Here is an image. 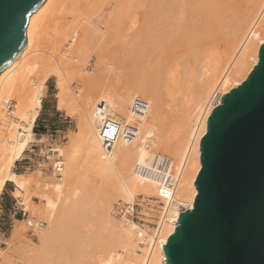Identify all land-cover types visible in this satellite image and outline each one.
<instances>
[{
	"label": "bare ground",
	"instance_id": "obj_1",
	"mask_svg": "<svg viewBox=\"0 0 264 264\" xmlns=\"http://www.w3.org/2000/svg\"><path fill=\"white\" fill-rule=\"evenodd\" d=\"M229 1L231 3L235 0ZM239 1L243 3L241 8L230 7L229 11H225L222 7L218 8V4L225 3V0H202L200 11L203 10L204 13L200 16L204 21H199L196 19L198 16L192 12L194 7L191 0H121L117 1V15L114 13L111 21H108L111 16L107 18L106 21L110 23H105L106 28L94 23L98 0H74L69 5L67 0H45L32 12L26 26V47L0 72V196L7 182L15 185V195L30 190V176L18 173L13 168L30 147L33 126L42 107L46 80L51 75L56 78L58 109H66L70 115L76 110L72 104L73 91L70 87L73 82L85 93V102L98 108L95 113H100V125L103 123L104 127L113 126L118 131L128 123L126 117L133 112L134 103H144L148 92L155 94L160 87L157 85L160 75L155 70L150 77L143 74L133 78L130 73L123 82L120 81L123 67L146 56V51L153 54L154 51L157 52V56L162 59L160 69L173 57L181 55L184 58L183 61L181 57L178 59L182 62L178 72L174 71L178 70V61L174 62L178 65L172 67L177 80L170 92L171 106L168 109L174 108L175 112L166 121H169V126L172 124L171 129L165 126L170 129L165 134L168 137H158L159 133L162 135L158 127L161 124L146 122L140 142L137 141L138 144L134 146L137 157H132L131 152L134 150L130 151L133 146L129 149L128 139L121 158L111 156L108 151V162L101 173L111 183L108 182L104 189L92 190L79 176L81 168L77 157L82 138L85 137L81 118L79 131L82 134L74 138H71L73 135L68 137L65 147L66 158L71 161L70 170L65 169V161L58 145L54 146L52 143L53 147L49 150L53 153L50 156L47 153V156L52 163L51 176L54 179L44 185L40 179L36 181L37 188L40 189V205L44 209L42 214L40 206L39 213L43 219L33 218L29 221L38 233L40 244L35 246L23 239L25 223L16 219L7 239V248L0 249V258L7 264L14 257L17 262L13 261V264H32V258H35L34 264H165L162 244H166L167 238L176 228L168 219L176 221L179 210L192 208L194 204L197 193L194 181L201 167L200 140L206 132L208 116L219 104L220 97L247 77L257 62L259 48L264 42V0ZM113 12L112 9L111 14ZM196 12L199 13L198 10ZM201 17L199 19L202 20ZM47 32L51 36L53 48L55 47L52 52L58 54L59 63L46 68L39 75L34 72L35 64L41 37ZM199 34L206 35L207 41L202 45L197 42L198 39H204ZM208 42L224 44L226 55L216 53L213 48H206V45H211ZM91 50L97 51H94L96 68L92 73L89 72L88 65L84 66ZM124 53L131 57L127 55L124 59ZM174 63L169 66H174ZM219 70H222L220 79L217 76ZM162 71L163 77L164 73H173L167 69ZM169 75L166 76L170 78ZM105 79L109 84L104 85L102 91L90 93L94 86L100 87L97 85H101ZM163 85L162 88L165 87ZM213 87H219V90L211 106L200 118L204 99ZM227 87L229 88L226 90ZM155 105L156 103L152 106ZM153 108L155 107L151 109ZM140 112L136 113L141 114ZM112 132L110 131L111 134ZM132 132L134 135L131 138H135L137 133ZM97 136L102 145L105 142L104 135L98 132ZM134 144L136 143L133 142ZM104 150L101 149V153ZM154 154L170 160L171 169L176 171L178 179L173 186L172 201L169 203L159 198L163 203L162 208L167 209V220L160 227L156 245L148 249L145 241L140 244L137 228L123 222L114 212L118 203L129 206L134 201H140L145 214L150 217L160 216L162 208L157 197L142 194L159 196L161 186L140 170ZM146 156L147 161L142 162L141 158ZM65 170L68 172L65 173ZM64 177L66 182H63ZM50 187L55 197L48 192ZM114 195L122 199H117L109 207Z\"/></svg>",
	"mask_w": 264,
	"mask_h": 264
},
{
	"label": "water",
	"instance_id": "obj_2",
	"mask_svg": "<svg viewBox=\"0 0 264 264\" xmlns=\"http://www.w3.org/2000/svg\"><path fill=\"white\" fill-rule=\"evenodd\" d=\"M45 0H0V72L26 47ZM192 208L176 213L165 264H264V42L247 77L220 97L200 140Z\"/></svg>",
	"mask_w": 264,
	"mask_h": 264
},
{
	"label": "rangeland",
	"instance_id": "obj_3",
	"mask_svg": "<svg viewBox=\"0 0 264 264\" xmlns=\"http://www.w3.org/2000/svg\"><path fill=\"white\" fill-rule=\"evenodd\" d=\"M71 1L73 2L74 0H70V1L67 0L68 5H69V3L71 4ZM79 1L84 2L86 0H79ZM117 1L120 2L121 0H106V1L105 0H103V1L98 0V3H96V7H98V6L99 7L97 8V12H95L96 21H94L96 26L97 25L100 26L102 24L100 27L106 28L107 25L110 23V22L108 23L106 21L107 18L109 16H111V17H109L108 21H111L110 19L113 20L114 13H115V15H117V12H115V10L116 11H117V9L119 10V6H118L119 4L117 3ZM193 1H195V4ZM227 1H229V0H225V3H219L218 8L222 7V8H224L225 11H229L228 9H230V7L232 9H233V7L241 8L242 4H243L242 1H239V0H235L231 3H230V1H229V3ZM106 2H109V3H106ZM103 3H104V5H103ZM191 3L194 7V10H192V12L194 14H196V16H198L196 19L199 21H204L203 18L201 17L202 14L204 13V11L203 10H202L203 12L200 11V7L202 6L201 5L202 0H191ZM199 3H200V6H197V5H199ZM109 4L111 6H109ZM114 6H115V8H114ZM116 6L118 8H116ZM100 8H101V10H100ZM112 9L114 12L111 14ZM197 10L201 14H199V13L197 14V12H196ZM199 16L202 18V20L199 19L200 18ZM105 23L107 24L106 27H105ZM195 35H197V34L195 33ZM199 35L204 37V39H198L197 40L198 44L202 45V43L204 44L207 41L205 39L206 35H204V34H199ZM43 36H45V37L43 38ZM68 37H69V35H68ZM110 38H111V36H110ZM208 43H210L211 45H206L207 44L206 43L205 44L206 48H213V49H215L216 53L226 55V52L224 49V44H222L221 42H208ZM147 47H145V49ZM52 50H55V47L53 48V42L51 41V36L47 32L44 35H42V37H41L40 50L38 51L39 54L37 56V60H36V64H35L36 66H35V71H34L36 74L41 75L46 68H48V67L50 68L53 65L59 63L58 62L59 58L57 56L58 54L54 51L52 52ZM94 51L95 50L90 51L89 60L86 61L85 62L86 65H84V66H87V65L89 66V72H91V73L94 72L95 68H96V54L95 53L97 51H95V53H94ZM146 52L148 55L146 54V56H144L143 58H141L135 62H130L128 65L126 64V67H123V69H122L123 73L121 74V78H120V81L123 82L124 79H126L127 77L130 76V73H131V75L133 74V78L135 77V75L141 77L143 74L146 75L147 77H150L155 73V71H158L159 75H160L158 79L161 80V83H160V80L157 82V85H160V87L157 88L158 91L156 90L155 94L148 92V98L146 101H144V103L142 105L141 112H140L141 114H138L136 112H132V113L128 114L126 117V120H128V123H127L128 126L131 128H132V126H134V128H132V130L134 131V133H137V136L135 138L134 137L133 138H127L125 136V128H126L127 124L124 128L122 127V129L121 128L118 129V131H116L115 134H113V132H112V134L110 133L109 135H104L103 131H104L105 127H104L103 123H102V125H100L101 124L100 113L98 111H97V114L95 113V111L98 108L97 109L95 108L96 105L89 106V104L87 102H85V100L83 98V94H85V93H83L82 89H78L76 87V85H74L73 82L71 83L70 87H72V91H73V92L71 91L72 92V95H71L72 96V104L76 110H74V113L70 115L66 111V109L65 110L64 109H58L57 108V97H56V92H57L56 78L51 75L46 80V86L47 87L44 90V97H42V100H43L42 101V108H41L39 115H38V118H37V120L33 126V134H32L31 140L29 142L30 147H28L26 149L24 155L15 163V166L13 168L18 173H24L26 176H30V185H29L30 190L29 191H22L23 194H21V195H15V193H14L15 185L12 182H7L6 185L4 186L3 193L0 196V249H3V248L6 249L7 248V246H8L7 245V239L9 238L11 229L15 225L14 218L12 220V219L7 217L8 215L6 214V212L8 209H11L12 215L13 216L15 215L14 216L15 218L23 220V223H25L24 228L22 230L23 239L24 240L26 239L25 241H27V242L35 245V246L36 245L38 246V244H40L39 237L37 235L38 233L35 231L36 229L34 226H32V223L30 224V221H32L33 218L43 219V217H41V215L43 214L42 212L44 211V209H42V205H40L41 204L40 203L41 195L38 192L39 188H37L38 185H37L36 181L40 179L39 181L41 182L42 185H44V183H49L54 179V177L51 176L52 163H50V160L48 159V156H50L53 153L49 150L50 148L53 147L52 145H54V146L58 145L57 147H59V149L61 151V155L63 157V160L65 161V169L70 170L71 161H69L68 158H66L67 157L66 150H65L66 144L68 143L69 138L72 135L73 136L71 138H74V137L78 136V134L84 133L85 137L82 138L83 139L81 141L82 145L80 146V151L78 152V157H77L78 160H80L79 164H80V168H81L79 176L81 177V180L83 179L88 186L90 185V188L92 190L93 189L98 190L100 188L104 189L107 186L108 182L111 183V181L107 178V176H104L101 173V170L106 167L105 165L108 162L106 160V159H108L107 152L109 151V154H111V156L116 155V157H118V159H119L122 156L123 147L126 146V144H127L126 142L130 141L129 142V149L131 148V146H133V149L131 148L132 150L130 149V151L134 150L133 151L134 153L131 152V154H132V157L135 159L137 157V154L135 153V147L134 146H136L138 144L137 141L140 142V137H141L140 135L144 131V124L146 122H154L156 124H158V123L161 124L160 126L158 125V127H159L160 131L162 132L161 133L162 137L160 136V133L158 134V137H160L162 139H165L166 137H168L165 134H168L167 132H170V129H171L170 126L172 124L169 126V124H170L169 121L168 122H166V121L168 120V118H172V115L175 112L174 108H173V110H172V108H170V110H172L171 111L172 114H171L170 110L168 109V107L171 106V102H169L170 96H171L170 92L173 90L174 85L176 83V81H175V80H177L176 79V77H177L176 72H178L179 69L181 68L180 63L182 64L181 61H183L184 56L178 55V56H176V58L173 57L172 59H174V58L175 59L174 60L171 59L169 61V63H167L168 67H167V65H165V67L163 66V68L160 69L161 65L159 67V64H160V61L162 64V59H160L157 56V52L154 51V54L151 53L150 51H146ZM127 55H129L128 56L129 58L131 57L130 54H128V53H124L122 57L123 58H124V56L127 57ZM180 57L182 58L181 61L178 60V59H181ZM123 58L121 59L122 64H124V62H125L124 61L125 58L124 59ZM154 60H155V63H154ZM127 62L128 61H126V63ZM174 62H177L179 64V66H177L178 70L174 69V71H176L175 73L173 71V68H175L177 63L175 64ZM172 63H174V66H171V65L169 66V64H172ZM133 67H134V69H133ZM150 67H151V70L149 69ZM169 67H171V68L173 67L172 70ZM165 69H167L168 72L173 71V73H171L172 75L170 73H169L170 75L168 73L166 74V75H169L170 78H168V76H166L165 73H164L165 79L163 76H161V75H163V72H164L162 70H165ZM221 71L222 70L218 71L217 76L219 79L221 78V74H222ZM165 72H167V71H165ZM161 77H163L162 79L165 81L169 80L168 83L169 82L170 83L168 84L167 82L162 81ZM106 84L107 85L109 84L107 82V79H105L104 82L101 83V85H99V84L97 85V86H100L101 88L94 86L95 88L94 89L92 88L91 89L92 91H90V90L89 91H90V93H96L97 94L99 91H102V89L105 87L104 85H106ZM163 84H165V85H163ZM162 85L165 87L162 88ZM165 88H166V90H165ZM217 88H219V87H213L212 91L204 99L203 108L199 114L200 118L203 116V114L211 106L212 101H213L215 95L217 94V92L219 90ZM228 88L229 87H227L226 90ZM161 89H162V92H161ZM93 90H97V92L96 91L94 92ZM164 90L167 92H165ZM76 91H77V93H76ZM156 93H157V95H156ZM155 95H156V97H155ZM166 99H168V100H166ZM167 101L169 103H167ZM152 103L153 104L156 103L157 106L156 105L152 106L153 105ZM11 104L14 105V102H12ZM149 104H152V105H149ZM150 106L155 107V108L151 109L152 107H150ZM163 108H164V110H163ZM146 110H147V113L145 112ZM156 112H158V114ZM132 114L134 116H131ZM165 114H167L169 117L166 115L167 118H165L166 117ZM158 116H159V118H158ZM164 118H165V120H164ZM79 120L80 121L82 120L81 123L84 124L83 125L84 128L82 129L83 130L82 133L79 131L80 130V128H79L80 127L79 126L80 121ZM101 120H103V119L101 118ZM162 120H163V122H162ZM132 121H133V123H132ZM164 123H166V124H164ZM166 125L169 126L170 129L165 128ZM97 128H98V130H96ZM164 128L167 131H165ZM137 130L139 132H137ZM98 132H101L104 135L103 137L105 138V142L102 143L103 146L100 145L101 143H100L99 138L97 136ZM129 134L132 136L134 135L133 132H131V131L129 132ZM117 139H118V143L115 144V142H117ZM127 139H128V141H127ZM55 142L57 144H55ZM133 142H135L136 144L133 145ZM52 143H54V144H52ZM98 144H99V146H98ZM104 144H106L105 146L108 148H105ZM99 147H100V149H99ZM102 147H104L105 150ZM101 149L104 150V151H102L103 154L101 153ZM47 153H48V156H47ZM54 154H56V152ZM141 161L146 162L147 156L144 159L141 158ZM67 164H69V165H67ZM67 170H65V173L68 172ZM66 175L67 174H64V176H66ZM65 180H67V179L64 177L63 182H66ZM42 185H41V187H42ZM65 188H63V189H65ZM48 192L52 195V197H55V193L52 191V187L49 188ZM142 194L150 195V196H154V197L159 198V196H157V195H152V194H147V193H142ZM63 197H64V195L61 197L62 200H63ZM117 199H122V198L120 196L114 195L110 200L109 207ZM40 206H41L42 210L40 209ZM39 209H40L42 214L39 213L40 212ZM10 220L12 222L11 227H9ZM2 233L4 235H2ZM14 254H16V253H14ZM14 258H13V261H14ZM13 261L11 262L12 264H13ZM34 261H35V258H32V264H34ZM14 262H17L16 259ZM0 264H7V262L4 261L1 257L0 258Z\"/></svg>",
	"mask_w": 264,
	"mask_h": 264
},
{
	"label": "built area",
	"instance_id": "obj_4",
	"mask_svg": "<svg viewBox=\"0 0 264 264\" xmlns=\"http://www.w3.org/2000/svg\"><path fill=\"white\" fill-rule=\"evenodd\" d=\"M142 105L143 103L141 101L139 103L135 102L133 105V112L141 111ZM110 131H113L114 133L116 128L113 129V126L109 127V125H106L103 133L104 135H109ZM130 131L132 132V128L127 126V128H125V136L127 138H131V135L129 134ZM171 166L172 163L168 158L154 154L147 164H144V167L140 168L148 178L156 181L157 184L161 186L158 191L159 198L167 200L169 203L173 198L174 183H176L178 179L176 177V171L172 170ZM166 189L168 191H165ZM159 198L157 197L156 199L160 202L159 206L162 208L163 203ZM142 208V203L140 201H134L132 204H129V206L124 203H118L116 204L114 213L129 226L137 228L140 244H144L145 241L148 245L147 248L150 249L156 245L159 238L160 227L167 220V209L162 208L160 216L150 217L145 214ZM168 221L176 225L175 219L171 218L168 219ZM11 224L12 222L10 220L9 227H11ZM144 236L150 239H147Z\"/></svg>",
	"mask_w": 264,
	"mask_h": 264
},
{
	"label": "crops",
	"instance_id": "obj_5",
	"mask_svg": "<svg viewBox=\"0 0 264 264\" xmlns=\"http://www.w3.org/2000/svg\"><path fill=\"white\" fill-rule=\"evenodd\" d=\"M46 87H47V86H46ZM45 92H46V91H45ZM43 97H44V96H43ZM42 101H43V100H42ZM41 108H42V107H41ZM40 110H41V109H40ZM40 110H39V112H40ZM38 115H39V114H38ZM37 118H38V117H37ZM37 118H36V120H37ZM35 122H36V121H35ZM34 124H35V123H34ZM23 155H24V154H23ZM23 155H22V156H23ZM22 156H21V157H22ZM16 162H17V161H16ZM2 193H3V191H2ZM6 214L8 215V216H7L8 218H10V219H12V220H13V218H14V220H16V219L18 220V218H15V217H14L15 215H14V216L12 215V211H11V209H8L7 212H6ZM2 235H4V234L2 233Z\"/></svg>",
	"mask_w": 264,
	"mask_h": 264
}]
</instances>
